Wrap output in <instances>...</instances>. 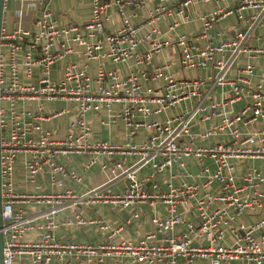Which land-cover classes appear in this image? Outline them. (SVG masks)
Returning <instances> with one entry per match:
<instances>
[{
  "label": "built area",
  "instance_id": "built-area-1",
  "mask_svg": "<svg viewBox=\"0 0 264 264\" xmlns=\"http://www.w3.org/2000/svg\"><path fill=\"white\" fill-rule=\"evenodd\" d=\"M35 1L44 10L33 27H19L11 33L2 31L1 35L0 127L5 130L0 156L3 264H68L71 259L77 264H95L122 257L145 264H264V165L245 164L246 160L264 162V129H246L249 124L264 120V69L255 84L251 83L255 68L252 63L242 67L236 79L226 78L229 63L225 55L230 53L235 58L243 51L241 34L216 44L199 45V40L207 37L230 11L218 9L203 16L199 36L181 35L176 41L183 69L211 68L213 74L178 79L164 73L165 66L158 65L153 67L152 78L163 77V88L144 89L138 71L123 76L103 65L91 75L86 68L69 64L59 81L51 79L53 66L73 52V44L85 47L83 56L87 59L109 58L119 63L136 55L138 64L151 62L153 54L161 53L169 41H158L146 53H137L144 39L128 17L123 16L121 28L106 30L113 6L123 14V7H138L144 0H93L90 20L84 25H59L47 11L49 0ZM196 1L181 0L180 8L173 11L168 8L169 0H165L150 12V20L172 14L187 20L186 11ZM242 7L259 8V18L264 14V0H242ZM178 24L173 22L170 29ZM153 32L160 37L165 35L159 28ZM255 54H264V47L257 48ZM37 67L41 70L38 83H23L22 76L31 78ZM210 84L228 86L229 90L220 102L208 105L203 101ZM24 99L71 100L78 106V115L66 136L55 138L42 126L46 118L44 107L21 109L19 104ZM183 100L196 103L160 118ZM243 101V108L233 109L235 103ZM115 104L121 106L117 116L124 121L129 136L135 137L143 127L149 132L146 140L116 144L91 139V127L84 114L90 110L111 112ZM214 116L221 118L217 125L199 133L193 130L197 120L207 121ZM215 137L220 139L214 140ZM197 139L210 143L195 144ZM100 154H119L122 158L109 165L101 164L107 174L106 182L82 193L75 192L67 181L78 182L80 175L59 159L80 156L88 170L96 165ZM20 155L25 157L26 179L31 183L47 167L48 189L16 192L15 166ZM133 155L136 160L125 163V158ZM191 158L198 166L195 181L190 180ZM146 166L151 170L142 179L139 171ZM166 174L169 177L161 181ZM119 180H123L124 187L112 190L109 185ZM162 183L165 190L160 188ZM18 203L45 207L39 211L38 223ZM96 203L133 210V220L140 218V209L147 204H162L166 214L162 216L154 210L155 230L138 241H115L112 237L120 228L102 217L87 218L78 209ZM180 207L183 210L179 211ZM62 211L69 213L61 218L58 214ZM244 217L253 220L247 222ZM93 225L108 233L105 240L77 242L56 238L60 229ZM180 226L183 231H178ZM36 229L38 239L26 238ZM158 232L166 234L163 240L157 239Z\"/></svg>",
  "mask_w": 264,
  "mask_h": 264
},
{
  "label": "crops",
  "instance_id": "crops-1",
  "mask_svg": "<svg viewBox=\"0 0 264 264\" xmlns=\"http://www.w3.org/2000/svg\"><path fill=\"white\" fill-rule=\"evenodd\" d=\"M125 1V0H121ZM92 2L93 0H49L47 3V11L51 14V17L57 24L63 25L68 22H75L80 25L86 24L92 14ZM165 0H144L143 3L138 6H125L123 7V14L119 11L115 5L109 10V20L106 22V30L111 32L115 31L122 26L123 16L130 19L131 23L138 28V35L144 40L140 45V49L137 53H146L151 50L153 45L162 40L170 42L169 45L163 49L161 53L153 54L151 62L140 63L137 62L136 55L130 58L127 62L115 63L109 58H96L87 59L83 56L85 47L78 44H73V52L67 54L61 60H59L51 70V79L59 81L63 77L64 70L69 64H75L78 68H86L89 74L95 75L100 65L105 66L107 69L115 70L120 75L127 76L132 71H138L141 75V83L144 89H161L164 86L163 77L153 79V67L165 66L164 73H170L178 79H195L204 78L210 74H213L211 68H195V69H183L180 65V52L176 45L178 37L181 35L199 36L203 23L202 17L216 11L218 9H224L230 11L225 17H223L216 27L210 31L209 35L199 40L200 46H205L208 43H218L222 39L233 38L237 34L244 36L243 51L235 58H231L230 53L225 55V59L229 63V69L226 72L227 79H236L240 73V69L248 63L254 65V73L251 78V83L255 84L260 80L261 73L264 69V54L256 55L255 50L259 47H264V14H261L260 9L252 7H242V0H197L186 11L189 14V19L185 20L182 15L172 14L171 16L165 15L158 20H150V12L154 10L158 5L164 3ZM181 0H169L168 8L176 11L180 8ZM44 8L35 0H7L5 1L4 14H3V26L2 31L11 33L17 30L19 27L25 29H31L37 18H40L43 14ZM173 22L179 24L172 29L170 26ZM159 28L165 32L164 36L155 35L153 29ZM19 59H22L21 53L18 55ZM41 76V70L39 67L35 69V73L31 78L22 76V82L25 84L38 83ZM209 86L208 96L204 99L203 103L210 104L213 102H220L228 91V86ZM196 101L183 100L179 102L175 107L169 109L166 114H161L160 118H164L166 115H174L181 112L184 109H189L195 105ZM38 105L44 107L45 119L42 120V126L44 129L52 132L55 138H64L69 130L70 123L78 115V106L74 101L67 99H55L52 101H45L42 99L31 100L24 99L20 102L19 107L21 109H35ZM245 101L237 102L232 107L234 110L243 108ZM68 110L65 113H60L62 110ZM121 106L115 104L111 112L103 110L101 112L87 111L84 114L85 120L91 127V139L92 140H106L116 144H124L127 141L133 143H141L149 136V132L140 127L135 137L129 136L128 128L124 121L118 118L117 113L120 111ZM60 113L54 115V113ZM220 116H214L212 119L204 121L197 120L193 125V130L197 133L204 129L212 128L220 122ZM250 132L264 129V120H258L255 123L249 124L246 128ZM220 139L215 137L214 140ZM210 141L203 139H197L195 144L208 145ZM122 157L119 154H114L110 157L106 155H98L97 163L92 168L84 169V159L80 156H69L68 158L61 157L59 160L67 167L75 170L80 175V181L70 182L67 181V185L77 192L82 193L93 187L99 186L106 182L107 174L101 170V164H111L115 160H119ZM136 156H128L125 158V163L131 164L136 160ZM24 155H20L15 166V190L18 193H31L36 190H46L49 187V177L47 173V167H45L44 173L38 176L35 183H31L26 179ZM190 170L192 177L190 180H198V166L195 159H189ZM246 165H257L263 161L251 160ZM264 167V166H263ZM193 168H196L195 170ZM150 167L146 166L139 171V177L145 178L150 172ZM169 174L162 177L161 181L168 178ZM180 180V179H179ZM150 187V183H148ZM112 190H120L124 187L123 180L113 182L109 185ZM162 190L166 187L162 183ZM22 207L27 215L32 219L34 223L36 221L39 211L44 209L43 206H37L33 204L18 203ZM78 209L87 218H104L109 224L115 228H120L116 235L112 238L115 241L121 239H131L138 241L144 235L155 230V226L152 222L154 210L159 212L162 216L166 214L165 207L158 203L157 205H143L140 209L141 216L138 220L132 219L133 210L122 209L117 205L111 203H96L81 205ZM183 210V207L179 208V211ZM69 211H62L58 214L59 217H65ZM247 222L252 221L250 217H244ZM184 227L180 226L178 231H183ZM56 238L59 241H77V242H98L107 238L106 232L102 231L99 225L82 226V227H68L56 231ZM167 235H170L167 234ZM40 236L38 229L28 233L26 238L38 239ZM166 236L163 232L157 233V239L163 240ZM68 264H77L76 261L70 260ZM95 264H145L139 263L136 260L128 257H122L119 259H109L106 263Z\"/></svg>",
  "mask_w": 264,
  "mask_h": 264
},
{
  "label": "water",
  "instance_id": "water-1",
  "mask_svg": "<svg viewBox=\"0 0 264 264\" xmlns=\"http://www.w3.org/2000/svg\"><path fill=\"white\" fill-rule=\"evenodd\" d=\"M4 6H5V0H0V45H1V35H2V26H3V14H4ZM1 51V47H0ZM4 129H1L0 127V156H1V138L2 133L4 132ZM194 170L196 168H193ZM1 169H0V264H3V248H4V235L1 231L3 228V217H2V190H1Z\"/></svg>",
  "mask_w": 264,
  "mask_h": 264
},
{
  "label": "rangeland",
  "instance_id": "rangeland-1",
  "mask_svg": "<svg viewBox=\"0 0 264 264\" xmlns=\"http://www.w3.org/2000/svg\"><path fill=\"white\" fill-rule=\"evenodd\" d=\"M247 161V164L251 161V160H246ZM246 164V163H245Z\"/></svg>",
  "mask_w": 264,
  "mask_h": 264
}]
</instances>
